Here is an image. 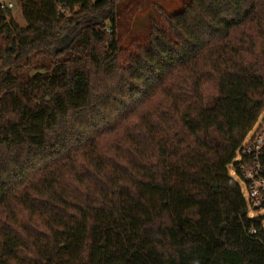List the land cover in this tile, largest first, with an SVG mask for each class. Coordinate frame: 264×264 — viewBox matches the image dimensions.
Returning <instances> with one entry per match:
<instances>
[{
	"label": "trees",
	"instance_id": "obj_1",
	"mask_svg": "<svg viewBox=\"0 0 264 264\" xmlns=\"http://www.w3.org/2000/svg\"><path fill=\"white\" fill-rule=\"evenodd\" d=\"M14 1L0 264H264L229 169L264 112V0H189L129 49L122 0Z\"/></svg>",
	"mask_w": 264,
	"mask_h": 264
},
{
	"label": "rangeland",
	"instance_id": "obj_2",
	"mask_svg": "<svg viewBox=\"0 0 264 264\" xmlns=\"http://www.w3.org/2000/svg\"><path fill=\"white\" fill-rule=\"evenodd\" d=\"M189 0H122L117 11V34L121 38L122 48L129 49L136 44L144 45L152 34L153 25L158 27L165 26L164 16L180 12ZM13 17L22 26H27L19 4L15 3L12 10ZM111 21H107L110 24ZM264 119V112L260 115L252 131L247 135V140L253 135L257 127ZM230 175L241 187L244 195H247V189L242 177L236 172L233 166H230ZM251 218L261 217L264 223V210L254 211L249 208Z\"/></svg>",
	"mask_w": 264,
	"mask_h": 264
},
{
	"label": "built area",
	"instance_id": "obj_3",
	"mask_svg": "<svg viewBox=\"0 0 264 264\" xmlns=\"http://www.w3.org/2000/svg\"><path fill=\"white\" fill-rule=\"evenodd\" d=\"M0 5L2 8L13 9L15 1L0 0ZM61 10L65 11L63 8ZM237 160H240L242 179L247 189V195L244 196L249 208L254 211L264 210V119L248 140L246 137ZM250 233L255 234L256 230L253 228Z\"/></svg>",
	"mask_w": 264,
	"mask_h": 264
},
{
	"label": "water",
	"instance_id": "obj_4",
	"mask_svg": "<svg viewBox=\"0 0 264 264\" xmlns=\"http://www.w3.org/2000/svg\"><path fill=\"white\" fill-rule=\"evenodd\" d=\"M102 20H99L98 22H101Z\"/></svg>",
	"mask_w": 264,
	"mask_h": 264
}]
</instances>
